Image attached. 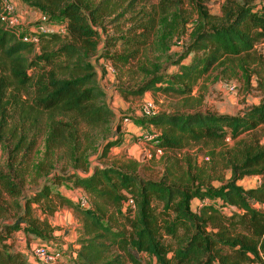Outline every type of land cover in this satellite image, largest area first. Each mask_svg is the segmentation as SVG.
I'll return each mask as SVG.
<instances>
[{
    "label": "trees",
    "instance_id": "1",
    "mask_svg": "<svg viewBox=\"0 0 264 264\" xmlns=\"http://www.w3.org/2000/svg\"><path fill=\"white\" fill-rule=\"evenodd\" d=\"M17 1L46 17L48 27H62L40 34L38 43H25L17 29L3 22L0 0V142H14L5 145L8 161L0 169V194L13 199L16 211L12 222L0 224V264H37L19 249L16 238L50 242L55 233L50 219L65 207L82 218L80 249L71 254L72 264H264V99L235 117L196 111L143 114L136 120L139 132L158 133L155 150L166 155L235 142L221 155L231 174L227 182L202 174L153 180L102 162L124 139L96 64L104 58L126 66L158 44L168 50L175 30L171 19L177 17L173 11L183 1L160 0L142 23L132 18L135 27L107 40L106 48L122 51L106 55L107 26L134 11L135 2ZM208 2L190 0L199 19L183 53L163 67L160 61L142 66V82L118 88L124 98L148 92L191 96L211 71L225 67L243 71L249 82L247 67L263 62L257 46L264 43V0H226L218 15L210 13ZM121 32L118 27L116 34ZM112 128L116 135L110 139ZM41 137L43 159L30 176L48 183L26 197L17 160L21 155L26 160ZM97 150L99 161L93 164L90 153ZM61 163L65 168L56 172L55 164ZM249 176L261 178L258 187L239 185ZM63 185L82 190L88 206L51 188ZM0 219H8L1 203Z\"/></svg>",
    "mask_w": 264,
    "mask_h": 264
},
{
    "label": "rangeland",
    "instance_id": "2",
    "mask_svg": "<svg viewBox=\"0 0 264 264\" xmlns=\"http://www.w3.org/2000/svg\"><path fill=\"white\" fill-rule=\"evenodd\" d=\"M131 1L135 2V10L129 12L116 23L107 26V33L103 37L106 41L102 43V47L105 45V48L102 50L103 55L109 52L116 53L122 51L121 47H117L116 49L106 48L107 44L110 43L107 40L120 36L122 33H126L129 29L135 27L136 23L134 21L136 19H138L137 22L141 21L142 23L145 15L153 13L160 3V0H127V4ZM182 1L184 4L179 9L173 11L177 17L171 19L175 25V30L168 40V50L161 48L162 45L158 44L154 45L153 48L151 47L152 49L147 50V54L141 60L133 61L126 66L121 64L114 66L112 62L104 58L96 64L100 81L103 83L108 95L109 104L114 109L116 115L115 126L121 127L120 134L124 139L123 145L119 148H113L108 158L102 162L103 164L114 165L120 168L129 167V169L134 170L135 173L140 174L142 177L153 180H162L168 177L173 181L174 178L170 177V174H175L177 179L181 177V174H192L193 176L202 174L206 176V179L210 175L214 179L223 177V181L227 182L231 174L223 165L221 155L233 149L235 142L229 141L224 148H217L213 145H197L177 154H158L153 143L157 137L152 139L157 133H152L151 130L146 129L143 133H136V130H134V128H137L136 120L144 118L143 114L147 107L146 105L149 103L155 106V113L182 114L208 111L228 117H235L242 114L246 109L259 106L264 99V43L257 46L258 55L261 56L263 65L253 64L247 67L250 76L249 82L243 71L225 67L211 71L199 82V85L194 89L191 96L161 93L155 95L153 92H148L143 97H130L126 99L118 91L119 87H130L142 82L144 74L142 71L140 72V68L142 66H149V61L154 63L160 61L159 64L163 67L167 62L176 60L183 53L199 18L193 6L189 3L190 0ZM225 1L209 0L208 8L210 13L218 15ZM11 3L14 6V12L9 18L17 23L14 26L17 30L28 32L32 28L44 27L46 29L49 26L48 21L33 18L35 10L28 9L17 0H11ZM132 18H135V20L133 21ZM53 25L58 28L62 27V24L59 23H54ZM118 27H120L122 32L117 35L116 30ZM58 30L62 33L65 31L64 29ZM166 54L167 56H165ZM219 76L220 79L216 81ZM115 135V130L112 128L110 139H113L111 136ZM42 139L43 137L39 138L35 149L26 160L22 158V155L17 160V165L26 179L24 188L26 197L31 194V191H35L43 184L48 183L44 179L34 182V179H31L30 176L33 173L34 167L43 159L44 144ZM262 142L264 143V139ZM102 143L103 141H101L100 146ZM13 144L14 142L10 141L4 144L0 142V169H3L8 161V157L4 152L5 145L12 147ZM90 156L93 164H96V161H99L100 151H93L90 153ZM20 163L22 164L20 165ZM55 168L56 172H61L65 168V165L62 163L55 164ZM260 181V177L249 176L239 182V185L245 189H252L258 187ZM212 182L215 186L220 185L217 180ZM51 188L57 189L62 194H66L71 201L73 200L77 204L79 202V204L88 206L83 192L71 185H63L59 189L54 186ZM77 198L78 202H76ZM13 202V199L0 194V203L8 208V219H0V224L5 221L12 222L13 216L16 213L13 210L15 208L12 204ZM36 213L41 216L40 212L36 211ZM50 223L55 233L53 240L45 242L48 246L43 241L31 240V243L25 242L21 234L16 238L17 246H19V249L24 252L31 262L37 264H72L70 262L71 254L80 249V245L77 243L80 236L79 230L82 229L80 214L73 208L65 207L50 219ZM65 242L68 243L66 249L63 248ZM46 246L50 250V253L57 255L59 252L61 258L58 256L46 262L35 256L34 250L36 248Z\"/></svg>",
    "mask_w": 264,
    "mask_h": 264
},
{
    "label": "built area",
    "instance_id": "3",
    "mask_svg": "<svg viewBox=\"0 0 264 264\" xmlns=\"http://www.w3.org/2000/svg\"><path fill=\"white\" fill-rule=\"evenodd\" d=\"M1 4H2L1 17H2L3 22L7 25V28L16 29V27H14V26H16L17 23L14 20L9 18L11 16V14L14 12V6L12 5L11 0H1ZM41 20L47 21V18L43 16V17H41ZM54 32H57L55 26H50V27H47L46 29H44V27L32 28L28 32H24L22 30H17L18 36H20L22 38V41L25 43H38V38H39L38 36L40 34L54 33ZM146 106L147 107L144 111V114L147 117L154 116L157 114V113H155V110H154L155 106L152 103H149ZM157 136H158V133H157V135L153 136L152 139L156 138ZM157 153L161 154L162 151L159 150V151H157ZM130 204H133V202L130 201ZM34 254H35V256H37L38 258H40L46 262H49L50 260H53L55 257L59 256L58 254L55 255L53 253H50V250L48 249L47 246L36 248L34 250Z\"/></svg>",
    "mask_w": 264,
    "mask_h": 264
},
{
    "label": "crops",
    "instance_id": "4",
    "mask_svg": "<svg viewBox=\"0 0 264 264\" xmlns=\"http://www.w3.org/2000/svg\"><path fill=\"white\" fill-rule=\"evenodd\" d=\"M41 17H43V15H41L39 12H36V11H34V13H33V18H36V19H41ZM134 130H136V133H138V134H140V132H139V129H137V128H134ZM78 190H80V189H78ZM77 190V191H78ZM80 191H82V190H80ZM83 192V191H82ZM62 194V193H61ZM84 194V193H83ZM64 196H66L67 197V195L66 194H63ZM85 196V195H84ZM67 198H69V197H67ZM85 198V200L87 201V198L86 197H84ZM78 201V198L76 199V202ZM72 202H74L73 200H72ZM67 232V231H66ZM69 232V231H68ZM65 233V232H64ZM63 233V234H64ZM66 234V233H65ZM63 245H65V246H63V248L64 249H66L67 247H68V243H64Z\"/></svg>",
    "mask_w": 264,
    "mask_h": 264
}]
</instances>
